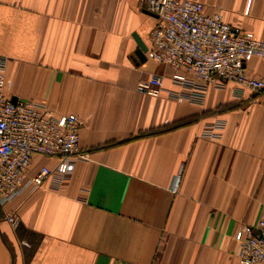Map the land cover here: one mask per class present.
Listing matches in <instances>:
<instances>
[{
	"label": "crops",
	"instance_id": "obj_1",
	"mask_svg": "<svg viewBox=\"0 0 264 264\" xmlns=\"http://www.w3.org/2000/svg\"><path fill=\"white\" fill-rule=\"evenodd\" d=\"M143 1L0 0L11 99L77 115L88 155L0 206V264H238L234 233L264 202V94L210 89L199 107L137 92L152 74L174 88L168 67L137 56L133 36L147 51L156 23ZM192 1L264 42V0ZM245 71L264 77V60ZM217 120L221 137H201ZM54 163L35 157L30 174Z\"/></svg>",
	"mask_w": 264,
	"mask_h": 264
},
{
	"label": "built area",
	"instance_id": "obj_2",
	"mask_svg": "<svg viewBox=\"0 0 264 264\" xmlns=\"http://www.w3.org/2000/svg\"><path fill=\"white\" fill-rule=\"evenodd\" d=\"M143 7L156 21L145 56L171 70L174 88L165 89L163 77L152 74L137 83V92L199 107L210 89L231 86L235 100L249 103L264 94V77H251L245 71L249 59L264 60V42L252 33L225 22L218 9L208 13L192 0H144ZM5 68L0 57V206L25 189L39 188L54 174L67 177L77 161L88 158L80 148L82 119L75 114L56 117L33 101L13 103ZM224 126L222 120L205 124L200 136L218 140ZM35 157L55 163L30 174ZM177 190L178 178L172 191ZM6 219L13 227L18 224L15 214ZM234 240L238 264H264V211L253 225L237 230Z\"/></svg>",
	"mask_w": 264,
	"mask_h": 264
},
{
	"label": "water",
	"instance_id": "obj_3",
	"mask_svg": "<svg viewBox=\"0 0 264 264\" xmlns=\"http://www.w3.org/2000/svg\"><path fill=\"white\" fill-rule=\"evenodd\" d=\"M135 42L137 43V46H138V53H137V56L139 58H144V54L146 52V47L144 46V44L135 36H133ZM12 102L15 103L16 102V99H12Z\"/></svg>",
	"mask_w": 264,
	"mask_h": 264
},
{
	"label": "rangeland",
	"instance_id": "obj_4",
	"mask_svg": "<svg viewBox=\"0 0 264 264\" xmlns=\"http://www.w3.org/2000/svg\"><path fill=\"white\" fill-rule=\"evenodd\" d=\"M256 203L259 205V211H258L257 216H256L258 219L259 215L264 211V202L260 201L259 199H255V204Z\"/></svg>",
	"mask_w": 264,
	"mask_h": 264
},
{
	"label": "trees",
	"instance_id": "obj_5",
	"mask_svg": "<svg viewBox=\"0 0 264 264\" xmlns=\"http://www.w3.org/2000/svg\"><path fill=\"white\" fill-rule=\"evenodd\" d=\"M224 108L229 109L230 106L227 105L226 107L219 108V109L221 110V109H224ZM219 109H218V110H219ZM193 120H194V119H191L189 122L187 121V122H185V123H178V124H176V125H174V126H179V125H181V124H186V123H189V124H190ZM147 134H152V132H149V133H147ZM147 134L143 133V134H141V136H144V135H147Z\"/></svg>",
	"mask_w": 264,
	"mask_h": 264
}]
</instances>
